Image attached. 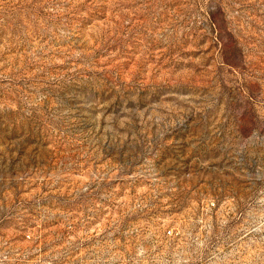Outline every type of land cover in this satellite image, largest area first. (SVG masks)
<instances>
[{
	"label": "rangeland",
	"instance_id": "rangeland-1",
	"mask_svg": "<svg viewBox=\"0 0 264 264\" xmlns=\"http://www.w3.org/2000/svg\"><path fill=\"white\" fill-rule=\"evenodd\" d=\"M0 264H264V0H0Z\"/></svg>",
	"mask_w": 264,
	"mask_h": 264
}]
</instances>
